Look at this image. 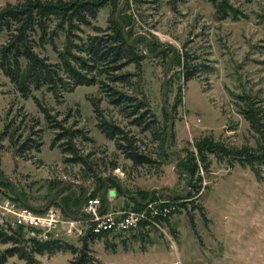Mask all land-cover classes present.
I'll return each mask as SVG.
<instances>
[{
	"label": "rangeland",
	"instance_id": "obj_1",
	"mask_svg": "<svg viewBox=\"0 0 264 264\" xmlns=\"http://www.w3.org/2000/svg\"><path fill=\"white\" fill-rule=\"evenodd\" d=\"M21 1L0 0V9ZM116 1L103 6L91 26L76 29L74 38L86 39L95 34L94 27L107 29L111 20L123 24L126 18V32L145 57L126 68L134 73L133 82L122 89L146 102L154 115L148 119L157 122L143 131L109 104L99 85H81L60 100L45 89L34 91L62 125L50 127L35 99L22 98L0 69V136L11 123L15 139H0V202L17 196L45 209L54 199L70 210L87 193L106 189L107 195L117 194L113 206L131 207L133 196L185 197L192 184L194 197L184 198L186 205H178L161 228L95 237L87 247L83 239L63 240L73 248L34 253L32 261L13 256L6 264H71L82 249L88 251L87 264H264V166L259 180L234 156L242 148L259 151L263 145L240 113L237 96L249 95L264 123V0H232L241 12L225 19L211 0ZM6 40L0 34V44ZM57 44L65 47L66 32ZM40 51L53 62L60 60L51 45ZM92 100H100L106 118L120 123L133 145L155 162L137 165L119 150L100 131ZM40 129L34 137L43 140L41 152L18 154V146ZM64 129L83 133L55 140ZM69 143L86 162L66 160L72 157L63 152ZM209 144L218 150L208 152ZM191 157L198 165L192 176L184 166Z\"/></svg>",
	"mask_w": 264,
	"mask_h": 264
},
{
	"label": "trees",
	"instance_id": "obj_2",
	"mask_svg": "<svg viewBox=\"0 0 264 264\" xmlns=\"http://www.w3.org/2000/svg\"><path fill=\"white\" fill-rule=\"evenodd\" d=\"M111 1L117 3L116 0ZM211 1L221 19L230 16L237 18L241 12L234 6L232 0ZM108 2L110 0H23L18 3H8L0 9V34L7 35V40L0 44V69L14 84L22 98L33 97L35 99L50 127L59 128L62 125L53 118L51 110L46 107L43 101L34 95V91L45 89L60 100L65 93L72 92L81 85H99L100 92L105 95L109 104L120 108L125 116L132 117V124L141 127L143 131L152 129V124L157 122L155 118L148 119V115L152 117L154 115L150 109H146V102L122 89V86L133 82L134 73L127 71L126 68L132 63L140 64L145 57L143 51L137 47V40L132 42L130 32L127 31L126 34L124 32L125 27H128L126 18L122 19L123 24L118 19L111 20V25L107 29L94 27L95 34L88 35L86 39L79 37L80 41H77L74 38L76 29H79L81 25L91 26L92 19L97 17L99 10ZM63 31L66 32V45L59 49L57 38ZM48 45L58 52L59 61L53 62L47 55L41 53L40 50H45ZM150 48H152V44ZM194 72L193 69L188 75H193ZM237 97L241 100L239 102L240 113L250 122L252 129L261 135L263 145L259 151L242 148L236 151L234 156L244 165H248L260 180L262 178L261 170L264 166V123H262L259 109L254 106L255 101L249 95H238ZM100 100H92L100 131L107 138L114 140L117 148L135 164L154 163L151 155L139 151L138 147L133 145L131 138L128 137L120 123L106 118L100 108ZM11 113L12 109L8 115ZM10 127L11 123H7L0 139L10 136L11 140L15 142L14 135L9 133ZM40 132L41 129L28 136L18 146V154L26 156L32 149L41 152L43 140L34 137ZM81 133H83L81 129L73 131L64 129L58 133L55 140H62L66 137L75 138ZM205 149L210 153H215L218 150L211 144L205 146ZM205 149L199 146L200 154H203ZM63 150L65 154L66 152L72 154V157H67L66 160L86 162L73 144L69 143ZM224 152L227 155L232 154L228 149H224ZM201 158L205 160V156L202 155ZM194 160L195 157H191L184 165L185 172L191 176L198 167L196 163H193ZM194 187L196 185H189L190 190L185 197L169 196L167 198L176 201L180 206H185L186 203H183L182 200L194 197ZM91 194L93 196L100 195L106 203L104 191L100 194ZM162 197L166 196L157 193L152 196L147 195L146 199L133 196V207L141 208L145 201ZM71 198L73 196L65 197V202ZM15 199L23 204L22 199L17 196ZM55 204L61 208L64 206L58 202H54ZM166 220L170 221L169 218ZM93 238L95 237L92 235L83 238L85 247H87L88 241ZM1 244H10V246L5 249L0 248V264H6L13 256L32 261L34 253L73 248V246L58 240L29 243L24 238L21 229L6 230L3 227H0ZM88 262L89 257L86 249H82L80 255L71 260V264H87Z\"/></svg>",
	"mask_w": 264,
	"mask_h": 264
},
{
	"label": "built area",
	"instance_id": "obj_3",
	"mask_svg": "<svg viewBox=\"0 0 264 264\" xmlns=\"http://www.w3.org/2000/svg\"><path fill=\"white\" fill-rule=\"evenodd\" d=\"M168 198L149 199L141 208L113 206L100 195L87 193L78 216L70 217L59 206L40 211L13 198L0 202V223L22 230L29 242L83 239L86 236L126 234L150 227L161 228L177 210Z\"/></svg>",
	"mask_w": 264,
	"mask_h": 264
},
{
	"label": "water",
	"instance_id": "obj_4",
	"mask_svg": "<svg viewBox=\"0 0 264 264\" xmlns=\"http://www.w3.org/2000/svg\"><path fill=\"white\" fill-rule=\"evenodd\" d=\"M123 7V3H122V5L120 6V8H119V12L121 11V8ZM124 32H125V34H126V29H124ZM77 193V192H76ZM115 193V192H114ZM114 193H112V194H114ZM164 194V193H163ZM104 195L106 196V198L108 197V195H107V190L105 189L104 190ZM173 197H180V196H183V194H176V195H172ZM54 203V199L47 205V207H49V206H51L52 204ZM23 204L24 205H27V206H30V207H33V208H36V209H38V210H40V211H43L44 210V208H39V207H35L34 205H31L30 203H27V202H25V201H23ZM62 209L64 210V212H65V214L67 215V216H70V217H74L72 214H71V212L69 211V209H67L66 207H64V206H62Z\"/></svg>",
	"mask_w": 264,
	"mask_h": 264
},
{
	"label": "crops",
	"instance_id": "obj_5",
	"mask_svg": "<svg viewBox=\"0 0 264 264\" xmlns=\"http://www.w3.org/2000/svg\"><path fill=\"white\" fill-rule=\"evenodd\" d=\"M75 191V190H74ZM112 191H114V190H112ZM75 195H76V193H75ZM113 196H110V195H108V197H107V199L109 200V202H110V204H113V202L115 201V198H116V192L114 193V194H112ZM71 209V214L73 215V216H75V213H76V211H78V209H79V206L78 207H74V205H73V203H72V206L70 207Z\"/></svg>",
	"mask_w": 264,
	"mask_h": 264
},
{
	"label": "flooded vegetation",
	"instance_id": "obj_6",
	"mask_svg": "<svg viewBox=\"0 0 264 264\" xmlns=\"http://www.w3.org/2000/svg\"><path fill=\"white\" fill-rule=\"evenodd\" d=\"M84 201H85V197L80 199V202H79L80 204L78 203L79 204L78 206H82L84 204Z\"/></svg>",
	"mask_w": 264,
	"mask_h": 264
}]
</instances>
